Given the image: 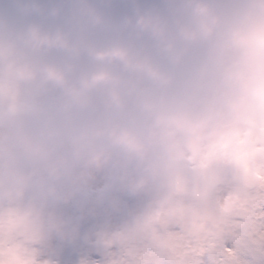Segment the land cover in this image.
Here are the masks:
<instances>
[{
    "label": "clouds",
    "instance_id": "9594fccd",
    "mask_svg": "<svg viewBox=\"0 0 264 264\" xmlns=\"http://www.w3.org/2000/svg\"><path fill=\"white\" fill-rule=\"evenodd\" d=\"M131 3L132 14L114 21L106 10L111 0L0 2V79L21 89L0 100V199L15 217L14 233L28 246L77 249L100 232L124 229L116 219L121 199L110 190L118 182L122 190L143 192L199 139L201 122L182 111L159 112L147 98L141 107L155 121L142 129L80 118L125 110L128 97L143 95L145 81L161 88L171 83L172 74L125 34L148 36L160 55L180 65L194 47L207 46L213 58H223L249 45L248 21L264 16V0H253L240 22L229 19L219 0ZM53 93L58 102L49 108ZM34 110L44 112L37 127L27 122ZM133 160L135 173L128 170ZM101 174L109 191L79 198ZM178 210L189 234L212 238L225 231L211 210L194 201H181ZM135 234L131 227L123 238ZM160 244L171 246L166 239Z\"/></svg>",
    "mask_w": 264,
    "mask_h": 264
},
{
    "label": "rangeland",
    "instance_id": "374dc122",
    "mask_svg": "<svg viewBox=\"0 0 264 264\" xmlns=\"http://www.w3.org/2000/svg\"><path fill=\"white\" fill-rule=\"evenodd\" d=\"M161 2L162 0H141V3L146 5ZM219 2L224 6L231 21L240 22L253 0H219ZM121 5L122 0H111L110 6L106 7L112 20L119 21L124 15L132 14V3L131 8L123 9ZM246 26L253 33V40L249 45L234 48L223 58H213L210 55V48L207 46L194 47L184 61L196 64L193 70L183 67L178 70L183 75L172 72L183 80L185 74L191 75L196 70H200L198 73L205 70L206 76L202 81L190 82L193 89L185 100H177L178 94L182 92L179 86L167 85L170 87L164 91V87L161 88L154 83L155 89L159 91H152V89L149 90L151 86L142 85L143 95L128 97L125 110L101 109L94 113H84L80 118L104 123L112 122L118 118L121 125L142 129L155 121V114L145 111L141 107L142 100L147 98L158 105L159 112L182 111L194 120L201 122L200 135L205 134L204 126L214 125L215 119L213 116L207 115L208 108L201 115L194 114L196 109L194 105L196 104H193L192 100L194 101L198 96L205 97L206 95L207 98L204 100L210 102L216 94L221 99L227 89L226 77L221 73V68L223 66L229 68L231 65L237 64V59H242L243 54L256 57L262 53L264 16L256 15L248 21ZM125 39L136 48L141 46L143 49H148L149 52L145 53L152 55L156 62L161 64L170 62L155 50L154 43L148 36L129 39L125 34ZM195 61L199 63L197 64ZM184 62L181 64L182 66H185ZM170 64L171 62L166 65ZM173 66L175 65L173 64ZM186 86L188 87V84ZM20 90L13 83L0 79V100L12 98L13 93ZM57 102L58 95L56 93L49 95L46 101L49 108H54ZM249 107L252 111H260L261 115L242 125L240 134L231 141L227 153L201 159V153L196 150V142L186 156L173 166L184 168L217 164L220 167V175L209 197L196 199L169 189H161L152 184L143 192L136 193L131 190H122L117 182V185L110 191L121 199L120 211L116 213V219L125 228L100 232L90 242L82 244L77 249L57 250L55 247L39 246L29 248L24 242V236L14 233L15 217L9 212L7 201L0 199V264H162L161 262L165 261L166 257H171L168 264L178 262V264H193L197 255L203 252L211 254L214 259L223 257L226 260L236 261V264H241V262L242 264H252L253 261L264 259V237L260 230V234L256 231L264 220V209L258 211L256 204L252 202L258 195L260 197L261 189L258 184L264 177V97L254 101ZM29 114L42 116L44 112L43 110H34ZM248 114L250 113L248 112ZM252 127L258 129L260 134L257 142L248 146V132ZM117 158L123 161L127 160L120 153L117 154ZM259 165L260 168H258ZM233 168H238L243 172L246 176L244 182H239L236 179L232 171ZM128 170L135 173L137 162L133 160L128 163ZM107 183L108 177L101 174L90 187L82 189L81 193L86 201L91 200L99 194L100 189L109 191L105 188ZM169 196H172L171 201L168 200ZM181 201H194L199 206L211 210L215 218L223 222L222 227L225 229L223 234L210 238L206 235H193L185 231L180 223L178 210ZM240 204L243 208H240ZM160 211L167 215L162 227L155 224V217ZM131 227H136V234L132 239L126 240L123 236L125 231ZM249 231L253 232L254 242L252 244L235 245L228 243V239H226L231 234L240 238L242 232ZM163 236L165 237L163 238ZM257 236L262 240L257 241ZM162 239L170 241V252H167V248L164 246L160 247ZM228 245L232 246L233 251H228ZM97 255L99 261H94L93 257Z\"/></svg>",
    "mask_w": 264,
    "mask_h": 264
},
{
    "label": "bare ground",
    "instance_id": "6f19581e",
    "mask_svg": "<svg viewBox=\"0 0 264 264\" xmlns=\"http://www.w3.org/2000/svg\"><path fill=\"white\" fill-rule=\"evenodd\" d=\"M121 6L123 9L131 8L130 0H122ZM109 16H111V14H109ZM262 46L263 49L260 56L254 57V55L248 56L243 54L242 59H237V64L231 65L229 68H225L224 66L221 68V73L226 77L225 82L227 84V89L221 99H219V96L216 94L210 102L204 100L207 98L206 95L205 97H203V95L198 96V98L194 101L192 100V103L196 104L194 105L196 106V109L193 112L194 114L201 115L202 112L206 111L208 108L207 115L213 116L216 122L214 125H209L207 127L204 126L205 134H201L199 136L196 150L201 153V159L213 156L216 157L217 155H224L227 153L230 149L231 141L240 134L242 125L248 120L257 118L261 115L260 111H252L249 106L254 103V101H258L260 98L264 97V43ZM137 48L142 47L138 46ZM144 51L149 52L148 49H144ZM57 55L58 54L54 53L53 59H56ZM164 60L166 61V59ZM169 63L170 62H164V64H158L161 66L163 65L162 67L171 74L172 72H178L180 75H183V73L178 70L183 67L193 70L196 65L194 63L190 64L187 62H184L185 66H182L181 64L173 66L172 63L170 65H166ZM195 63L198 64L199 62L195 61ZM198 71L200 70H196L195 73L191 75L185 74L183 80L180 79V76L172 74L173 78L169 85H171V87L179 86V89L182 90V92L178 94L177 100L182 101L185 100L186 97H189L193 89V86H190L192 85L190 82H194L196 80L202 81L203 78H205V70L201 71V73H198ZM190 72L193 73L194 71ZM186 84H188V87ZM143 85H147L149 87L151 86L149 90L152 89V91H159L158 89H155L154 83L150 81H145ZM168 87H164V91H167ZM13 94V97H17L21 94V90L15 91ZM248 112L250 114H248ZM261 161L262 159L259 162L261 163ZM258 168H260V165ZM258 187L261 189L260 197L258 195V197L252 202L256 204L257 210L261 211L264 209V177L259 181ZM241 204L245 206L243 203ZM241 204L239 206L240 208H243ZM6 205H8V203ZM258 227L259 229H256V231L260 234V230L262 236L264 237V220ZM252 237L253 232L249 231L242 232L240 238L231 234L226 239H228V243L230 244L233 243L235 245H241L243 243V245H248L254 242ZM260 240L262 239L257 236V241ZM28 247L30 248L31 246ZM170 248L171 246L167 247V252H170ZM170 259L171 257H166L165 261L163 260L161 263L168 264L167 262H169Z\"/></svg>",
    "mask_w": 264,
    "mask_h": 264
},
{
    "label": "water",
    "instance_id": "95a60500",
    "mask_svg": "<svg viewBox=\"0 0 264 264\" xmlns=\"http://www.w3.org/2000/svg\"><path fill=\"white\" fill-rule=\"evenodd\" d=\"M40 118L27 116V122L32 127L39 125ZM258 136L257 131H252L250 142H254ZM239 179H243L240 171L236 172ZM218 168L209 166L202 169H175L154 177L152 182L162 187L173 188L180 193L194 197H207L216 184ZM79 198L83 199L80 194ZM165 218V217H163Z\"/></svg>",
    "mask_w": 264,
    "mask_h": 264
},
{
    "label": "snow or ice",
    "instance_id": "6c2138e0",
    "mask_svg": "<svg viewBox=\"0 0 264 264\" xmlns=\"http://www.w3.org/2000/svg\"><path fill=\"white\" fill-rule=\"evenodd\" d=\"M228 251H233L232 246L228 245ZM94 261H99V256L93 257ZM193 264H236V261L226 260L223 257L214 259L213 256L207 252L199 253ZM242 264V262H241ZM252 264H264V259L253 261Z\"/></svg>",
    "mask_w": 264,
    "mask_h": 264
}]
</instances>
